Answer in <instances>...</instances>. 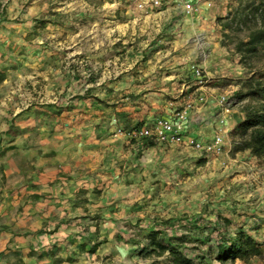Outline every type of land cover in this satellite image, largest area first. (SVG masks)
Segmentation results:
<instances>
[{"label": "rangeland", "instance_id": "374dc122", "mask_svg": "<svg viewBox=\"0 0 264 264\" xmlns=\"http://www.w3.org/2000/svg\"><path fill=\"white\" fill-rule=\"evenodd\" d=\"M252 3L253 0H225L204 4L198 17L177 16L173 18V28L167 30L163 25L170 19L161 17L152 34L169 38L167 48L173 46V53L188 57L190 72H203L202 85L214 88V96H229L232 110L242 115L246 102L239 103L236 94L249 71L241 65L234 46L248 33L238 23V12ZM93 4L99 1L93 0ZM126 4L132 8L130 0ZM4 31L8 30L0 27V71L5 74L0 85V113L4 112L7 97V72L20 71L19 58L24 52L18 44L4 42ZM11 52L16 57L6 60L13 57ZM193 82L199 80L193 79L191 85ZM225 127L223 153L210 159L191 147H149L143 143L122 148L119 141H114L98 154L106 153L105 156L86 159L85 166L79 167L77 154L82 151L73 145L78 141H73L72 214L60 215L56 213L60 206L48 205V210L43 211L37 202L52 196L51 188L68 183L69 172H63V168L71 162L59 155L58 149H52L54 143L42 156L45 149H39L42 147L36 141L29 144V149L39 150L38 154L33 153L25 161L20 150L27 145L6 139L4 124L0 123V264H171L168 254L151 253L150 231L162 229L170 237L185 236V246L197 264H220L215 259L216 239L203 242L207 234L226 229L232 236L242 228L250 235L243 228L245 221L239 219L224 228L225 216L234 218L237 210L247 208L244 202L236 201L238 190L234 191L232 182L238 174L234 165H250L264 178V160L241 157L239 161L231 153L230 133L234 129L228 130V123ZM43 160L41 169L37 164ZM53 168L55 174L46 171ZM40 175L42 180L38 181L35 177ZM196 221L200 224L197 228L204 232L193 228ZM260 243L264 249V242ZM248 264H264V257Z\"/></svg>", "mask_w": 264, "mask_h": 264}, {"label": "crops", "instance_id": "0c3cea01", "mask_svg": "<svg viewBox=\"0 0 264 264\" xmlns=\"http://www.w3.org/2000/svg\"><path fill=\"white\" fill-rule=\"evenodd\" d=\"M98 1L0 0V27L8 30L4 31V42L24 50L19 58L20 71L7 72V97L0 123L4 124L6 139L27 145L20 150L25 161L38 154L39 150L29 149L36 141L42 147L39 149H45L42 156L54 143L52 149H58L59 155L71 162L63 168L69 172L68 183L51 188L53 195L37 202L43 211L48 205L60 206L56 212L60 215L72 214L73 141H78L73 145L82 151L77 154L78 166L84 167L86 159L106 151L111 142L119 141L122 148L147 143L117 135L118 130L128 134L157 119H172L178 107L187 104L191 105L185 128L188 139L208 142L220 130L215 116L221 111V95L214 96V88L199 82H193V88L191 82L196 77L189 70L188 57L173 53V46L167 48L169 38L152 35L161 17L170 19L164 23V30L173 28V18L183 17L174 5L170 2L146 15L127 6L126 0ZM202 96L204 104L199 101ZM242 119V114L232 110L227 129L232 131ZM235 156L239 161L241 157L256 159L249 152ZM44 165V160L38 161L37 167L44 169ZM234 169L238 174L232 182L234 191L238 190L236 201L244 202L247 208L237 210L234 218L225 217L234 225L236 219L245 221L243 228L256 241L264 242V178L250 165H234ZM46 171L57 172L54 168ZM41 175L35 178L41 181Z\"/></svg>", "mask_w": 264, "mask_h": 264}, {"label": "trees", "instance_id": "16d2710c", "mask_svg": "<svg viewBox=\"0 0 264 264\" xmlns=\"http://www.w3.org/2000/svg\"><path fill=\"white\" fill-rule=\"evenodd\" d=\"M237 18L239 25L246 27L248 33L245 39L236 41L234 51L249 75L236 94L238 102L246 104L242 108V121L230 133L231 153L249 152L256 159L264 160V0H253L252 4L238 12ZM4 80L5 74L0 71V85ZM143 141H147V146L154 145L152 141ZM195 224L194 229L204 232L203 228H197L199 221ZM231 224L230 220L224 219V228ZM215 233L217 236H214ZM149 239L151 253L158 256L168 254L171 264H197L185 246V236L170 237L162 229L151 230ZM213 239H216L215 259L220 264H235L237 261L248 264L253 259L264 257L262 244L242 228L232 236L227 234L226 229L216 230L207 234L203 242L211 243Z\"/></svg>", "mask_w": 264, "mask_h": 264}, {"label": "built area", "instance_id": "2783aa9c", "mask_svg": "<svg viewBox=\"0 0 264 264\" xmlns=\"http://www.w3.org/2000/svg\"><path fill=\"white\" fill-rule=\"evenodd\" d=\"M132 9L142 14L150 15L157 10L167 7L171 2L179 14L184 17H198L201 13V7L211 2H223L225 0H130ZM195 77L203 84V72L200 69L194 70ZM201 103L205 102V97H200ZM218 105L221 108L217 116V123L223 129L208 142L188 139L185 136V128L189 119L191 105L187 104L180 111H176L172 119L160 118L149 125L136 128L128 134L123 130H118L117 135H126L136 140H149L160 145H181L193 148L196 152L204 155L206 158L219 156L223 153L226 127L232 116L231 100L229 96L222 95L218 98ZM225 128V129H224Z\"/></svg>", "mask_w": 264, "mask_h": 264}]
</instances>
